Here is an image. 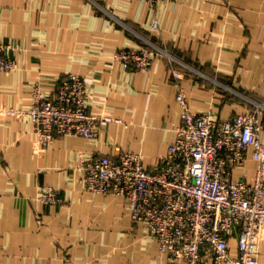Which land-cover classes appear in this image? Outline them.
<instances>
[{"label":"crops","instance_id":"crops-1","mask_svg":"<svg viewBox=\"0 0 264 264\" xmlns=\"http://www.w3.org/2000/svg\"><path fill=\"white\" fill-rule=\"evenodd\" d=\"M147 40L194 68L176 64L193 112L230 119L252 108L243 95L264 101V0H174L156 10L143 0H0V42L14 63L0 73V109L28 110L37 88L54 97L75 72L89 111L127 124L94 139L56 136L38 155L30 118L0 115V264H170L145 224L132 220L130 201L87 191L81 166L123 151L151 166L175 141L181 107L170 60L158 55L152 70L135 72L115 58L123 48H150ZM261 122L264 141V115ZM245 169L253 180L257 163ZM46 186L65 203L39 200ZM230 252L238 254L235 236Z\"/></svg>","mask_w":264,"mask_h":264},{"label":"built area","instance_id":"built-area-1","mask_svg":"<svg viewBox=\"0 0 264 264\" xmlns=\"http://www.w3.org/2000/svg\"><path fill=\"white\" fill-rule=\"evenodd\" d=\"M143 1L156 10L159 4L174 0ZM153 27L159 28L156 19ZM147 42L150 48H123L115 58L135 72L152 70L158 55L170 60L181 107L176 139L151 166L136 151L83 158L87 191L126 197L132 220L145 224L147 234L158 241L160 253L168 256L170 264H203L209 258L215 264H260L264 239V101L243 95L252 108L230 119L193 112L182 85L185 73L176 65L186 64L156 43ZM8 49L0 42V73L14 69ZM88 97L83 77L71 72L60 82L54 97L37 88L28 110L2 108L0 115L30 118L38 155L56 136L94 139L113 123L127 125L121 118L91 113ZM248 160L257 163L253 180L245 169ZM239 169L244 170L238 174ZM40 192L39 200L45 204L65 203L57 188L46 186ZM233 236L238 242L236 256L230 252Z\"/></svg>","mask_w":264,"mask_h":264}]
</instances>
